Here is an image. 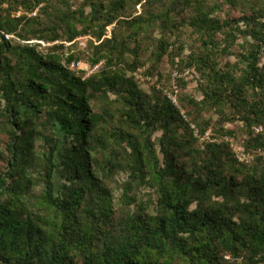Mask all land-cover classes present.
<instances>
[{
  "label": "trees",
  "instance_id": "obj_1",
  "mask_svg": "<svg viewBox=\"0 0 264 264\" xmlns=\"http://www.w3.org/2000/svg\"><path fill=\"white\" fill-rule=\"evenodd\" d=\"M258 125L264 0H0V264H264Z\"/></svg>",
  "mask_w": 264,
  "mask_h": 264
},
{
  "label": "rangeland",
  "instance_id": "obj_2",
  "mask_svg": "<svg viewBox=\"0 0 264 264\" xmlns=\"http://www.w3.org/2000/svg\"><path fill=\"white\" fill-rule=\"evenodd\" d=\"M38 10L39 9H37L35 12L38 13ZM35 12H33L32 14H30L29 16L30 17H35L34 16V13ZM20 14H21V11L19 12V14H17V16H19ZM222 16L225 17L227 15H226V13H223ZM237 17H239V13L237 11H232L231 12V18H237ZM185 42L187 44V46H186L187 48H186V51H185V55H188L190 53V49H191L190 45L192 44V41L186 40ZM33 43H36V41L34 40ZM43 46L46 47L48 45H46V43H43ZM68 46L69 45H67V47ZM74 52H76V53H79V52L81 53L82 52L87 57H90L91 56V54H92L91 53V50H89V48H88V37L80 38L79 39L78 45L76 46V48H73L72 52H70V53H74ZM81 63H82L81 64V68L82 69H76V70L77 71H81V70L82 71H85L87 77L90 76V75H92L93 73H95L98 70V67L97 66L93 68L87 60H83V61H81ZM148 66L149 65H147L146 68H148ZM146 68L141 69L140 70V74H141V72H143V73L140 76H137L139 78V86L146 93L152 94L153 93V89L152 88L154 87V84L156 83V81H158V77L153 78V77H150V76H145L144 75V72H145V69ZM160 70L164 74H171L172 73V67H171V64H170L168 58H165L164 59L162 65H161ZM183 77H185L186 78V81H188L190 83V88L189 87H188L189 89L187 88V92L190 93L191 95H194V96L198 97L200 99L201 98V93L199 91V88H197V84H196V80H199L200 77L199 78H196L195 77L193 79L190 75L186 74V72L184 73ZM111 100H113V98H111ZM106 101L107 100H105V102ZM100 102H102V101H100ZM100 102L96 103V105H99ZM208 117H210V116H208V115L205 116V118H208ZM228 126H230L232 129H239V127H241L242 124L239 123V122H237L235 124H230ZM159 137H160V133H154L153 134V140L154 141L155 140H158ZM3 139H4V135H1L0 134V148H1V151L4 150V147L2 146V143L4 141ZM38 144H39V147L36 148V152L39 153V154H41L42 153V151L40 149V144L41 143L38 142ZM123 178H126V177L124 176ZM118 180H122V178L120 177ZM136 192L140 195V199L141 200H147L153 194V192L150 189H147V188H144V187L142 188L139 185L137 186Z\"/></svg>",
  "mask_w": 264,
  "mask_h": 264
},
{
  "label": "built area",
  "instance_id": "obj_3",
  "mask_svg": "<svg viewBox=\"0 0 264 264\" xmlns=\"http://www.w3.org/2000/svg\"><path fill=\"white\" fill-rule=\"evenodd\" d=\"M37 13L35 12L34 13V16H36ZM5 38L6 40H11L12 38V35L11 34H6L5 35ZM81 62H78V63H73L71 65V68L73 69H82L81 68ZM98 67V66H97ZM186 74L190 75L193 79L196 77V78H199V75L196 73L195 69H189L186 71ZM177 75V73L175 74ZM170 98L173 100V102L178 106V102L176 100V98L170 94ZM184 114V113H182ZM253 133L254 134H263L264 133V125H258V126H255L253 128ZM210 135V133H207V136ZM231 147H232V150L236 156V158L241 161V162H251L253 159H254V156L247 153V150H246V147L244 146V144L242 143H239V142H236L234 140H231ZM263 155H264V152H263Z\"/></svg>",
  "mask_w": 264,
  "mask_h": 264
}]
</instances>
